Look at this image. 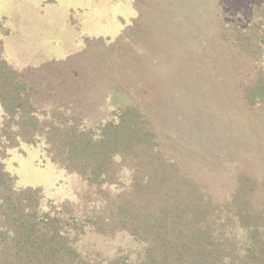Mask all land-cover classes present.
<instances>
[{"label":"rangeland","instance_id":"374dc122","mask_svg":"<svg viewBox=\"0 0 264 264\" xmlns=\"http://www.w3.org/2000/svg\"><path fill=\"white\" fill-rule=\"evenodd\" d=\"M262 4L0 0V55L27 85L32 121L46 124L58 110L59 120L98 134L121 110L135 107L156 149L215 203L229 199L244 175L256 182L250 199L264 209V102L246 97L264 69V50L249 57L225 37L250 27ZM5 116L0 101V162L16 189H40L47 211L53 202L85 213L90 194L105 196L53 162L43 137L28 142L4 130ZM130 177L122 168L108 192L122 193ZM83 243L108 257L121 249L135 259L141 249L126 232H88Z\"/></svg>","mask_w":264,"mask_h":264},{"label":"trees","instance_id":"16d2710c","mask_svg":"<svg viewBox=\"0 0 264 264\" xmlns=\"http://www.w3.org/2000/svg\"><path fill=\"white\" fill-rule=\"evenodd\" d=\"M230 35L225 37L249 57L264 50V0L251 26ZM246 89L250 104L264 102L263 68ZM29 94L0 55L4 130L12 128L14 136L28 142L43 137L53 162L80 174L105 196L90 194L85 213L53 202L47 211L41 190L16 189L0 162V264H264V209L249 191L256 182L240 176L236 192L215 203L156 149L148 121L135 107L121 110L118 120L96 134L59 120L58 110L46 124L32 121ZM118 167H128L130 184L112 196L108 188L120 177ZM88 232L104 237L126 232L141 245L139 256L132 259L121 249L105 256L81 244Z\"/></svg>","mask_w":264,"mask_h":264}]
</instances>
